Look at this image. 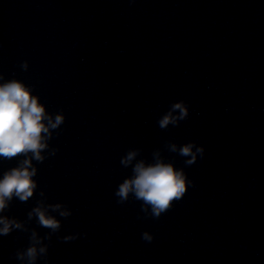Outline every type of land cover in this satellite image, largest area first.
I'll use <instances>...</instances> for the list:
<instances>
[{
	"label": "clouds",
	"instance_id": "1",
	"mask_svg": "<svg viewBox=\"0 0 264 264\" xmlns=\"http://www.w3.org/2000/svg\"><path fill=\"white\" fill-rule=\"evenodd\" d=\"M19 67L27 72L28 61H21ZM33 93V86L15 78V74L13 78L6 79L0 71V159L10 161L20 158L17 166L4 171L0 178V236H8L17 230L29 234L28 245L17 248L13 254L19 264H37L41 259L47 264L52 236L59 233L62 227L57 215L66 220L73 214L64 203H48L44 190H40V198L27 213L26 220L4 214L14 198L27 203L34 197L38 188V182L34 179L38 175L36 165L43 164L59 152V148L52 146L51 141L60 135L65 114L62 110L49 112L40 96ZM188 117L189 106L180 100L170 105L157 124L161 130H167L170 125L178 127ZM164 148L169 153L185 158V167L193 166L205 154V148L195 141L182 145L168 141ZM142 151L141 148H129L121 156L120 165L125 169L130 168L131 175L118 184L114 196L119 205L127 203L130 198L140 202V213L143 215L138 214L137 219L159 220L172 210L174 203L184 198L189 187H195V182L189 179L184 168H177L174 161L167 160L161 149L152 151L150 161L142 158ZM33 220L40 228L48 230L43 236L36 228L29 227ZM79 235L57 238L69 242ZM141 239L151 243L154 235L144 231Z\"/></svg>",
	"mask_w": 264,
	"mask_h": 264
}]
</instances>
